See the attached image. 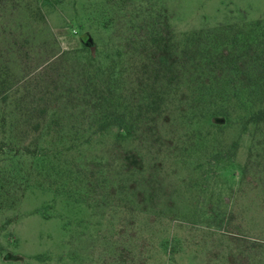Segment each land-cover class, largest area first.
<instances>
[{"label": "rangeland", "instance_id": "obj_1", "mask_svg": "<svg viewBox=\"0 0 264 264\" xmlns=\"http://www.w3.org/2000/svg\"><path fill=\"white\" fill-rule=\"evenodd\" d=\"M0 53L49 108L35 133L0 103V264H264V0H0ZM176 58L168 94L134 91ZM112 83L130 133L90 126ZM209 86L228 116L190 113Z\"/></svg>", "mask_w": 264, "mask_h": 264}, {"label": "trees", "instance_id": "obj_2", "mask_svg": "<svg viewBox=\"0 0 264 264\" xmlns=\"http://www.w3.org/2000/svg\"><path fill=\"white\" fill-rule=\"evenodd\" d=\"M37 14H41L37 8ZM199 35V34H198ZM202 35V34H201ZM160 45V41H157ZM204 64L207 65L210 61L206 58L203 59ZM155 65L158 67L153 75L138 79V87L134 91L138 93L147 94L150 99V103H154L161 96H165L169 93L168 87L174 85L172 78L168 77V73L176 70L178 77L181 79L186 72V64L183 59L176 58L175 62L164 60L161 65L155 60ZM224 63V62H223ZM209 65V64H208ZM160 68V69H159ZM204 69V68H202ZM110 77H115L113 71L110 73ZM213 78V77H210ZM15 74L12 72L9 63L5 60L0 53V103L9 104L15 102V113H18L29 124V130L35 133H40L45 125L46 117L49 108L39 107L27 101L25 96H17L15 90ZM215 79L217 77L215 74ZM204 79V81H206ZM203 81V83H204ZM219 82V79H218ZM140 85V86H139ZM152 92V93H150ZM223 94L220 91L213 90L211 87H205L196 95V102L190 108V113L194 117H203L206 112L210 114L222 113L228 116V107H224L222 99ZM257 97L260 96L261 105L257 107L251 114V120L256 125L264 123V82L261 81L260 88L253 92ZM208 100V102L202 104V100ZM221 103V104H220ZM145 107V106H144ZM138 107L135 103L126 102L125 97L122 96L113 83L107 85L106 91H100L93 93L89 97V117L91 120L90 126L97 131L103 132L109 128H117L122 133L132 132L137 125L136 110ZM0 143V151L4 146ZM21 150L28 155H38L39 145L35 142L34 147L22 145Z\"/></svg>", "mask_w": 264, "mask_h": 264}]
</instances>
